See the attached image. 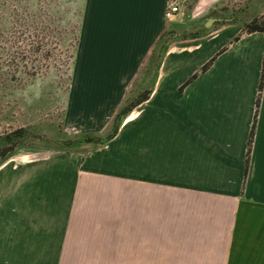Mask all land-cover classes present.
Wrapping results in <instances>:
<instances>
[{"label": "crops", "instance_id": "0c3cea01", "mask_svg": "<svg viewBox=\"0 0 264 264\" xmlns=\"http://www.w3.org/2000/svg\"><path fill=\"white\" fill-rule=\"evenodd\" d=\"M180 1L169 21L167 0H85L80 84L115 108L129 93H148L91 151L99 152L95 170L165 178L163 210L176 225L225 230L226 262L264 264V31L247 33L221 10L210 16L221 0ZM168 25L172 42L161 39ZM20 155L0 159V264H42L36 226L55 220L53 192L49 185L42 194L35 175L25 186V169L37 165ZM236 247L255 258H235Z\"/></svg>", "mask_w": 264, "mask_h": 264}, {"label": "rangeland", "instance_id": "374dc122", "mask_svg": "<svg viewBox=\"0 0 264 264\" xmlns=\"http://www.w3.org/2000/svg\"><path fill=\"white\" fill-rule=\"evenodd\" d=\"M84 4L0 0V150L9 134L22 130L20 141L3 152L22 153L19 158L37 165L25 169V186L35 175L42 194L49 185L53 192L55 220L49 228L37 222L35 247L43 251L36 258L42 264H261L226 262L225 230L176 225L181 221L171 218L174 212L163 210L165 178H106L96 172L99 152L91 151L106 143L79 140L84 134L107 138L120 110L140 95H125L115 108L112 97L80 84ZM219 10L227 18L236 13L250 19L264 12V0H221L210 16H220ZM166 30L172 42L171 26ZM152 65L154 70L157 61ZM6 198L0 197V205ZM49 246L52 252H46ZM238 253L235 258H255Z\"/></svg>", "mask_w": 264, "mask_h": 264}, {"label": "trees", "instance_id": "16d2710c", "mask_svg": "<svg viewBox=\"0 0 264 264\" xmlns=\"http://www.w3.org/2000/svg\"><path fill=\"white\" fill-rule=\"evenodd\" d=\"M240 16L241 15H237L235 13L234 15H231L230 17L233 20H237V21L242 22L244 29L247 33L256 32V31H264V13H262L261 15H258L257 13H255V14H253V16L250 19H247V18L241 19ZM161 37H162L161 39H163V37H165L166 40H169L171 38V33L166 30V32H164ZM263 77H264V71H263ZM145 99H148V93L147 92H145V94L140 96L137 99V101L133 102L132 104H130L128 106L123 107L120 110V112L117 115V120H116V125L114 127V130H113V132H111L109 134V136L107 138H104V137L92 138V137L88 136V134H84L82 139L79 140V142H82V143L94 142V143H96V145H98V144L104 143L106 139L107 140L111 139L117 130V127H118V124H119V121H120V118L122 117V115L125 113H129L134 106H137L138 103H141ZM20 132H22V130H18L16 132H14L13 135L9 134L7 136V138H8L7 140H4V141L2 140L3 146L0 150V153L2 152L1 155H4L3 161L9 156V155H6L5 152H3V151H5V150L10 151L12 149V146L20 141V139H21L20 138V136H21ZM98 139H99V141H98ZM248 163H249V161H248Z\"/></svg>", "mask_w": 264, "mask_h": 264}, {"label": "built area", "instance_id": "2783aa9c", "mask_svg": "<svg viewBox=\"0 0 264 264\" xmlns=\"http://www.w3.org/2000/svg\"><path fill=\"white\" fill-rule=\"evenodd\" d=\"M182 10L180 0H167L166 10L164 11L167 20L172 21Z\"/></svg>", "mask_w": 264, "mask_h": 264}, {"label": "water", "instance_id": "95a60500", "mask_svg": "<svg viewBox=\"0 0 264 264\" xmlns=\"http://www.w3.org/2000/svg\"><path fill=\"white\" fill-rule=\"evenodd\" d=\"M214 21H215L214 19H213V20H210L209 23H208V25H209L210 23H213Z\"/></svg>", "mask_w": 264, "mask_h": 264}]
</instances>
